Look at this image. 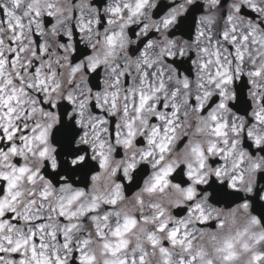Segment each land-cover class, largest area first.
Returning <instances> with one entry per match:
<instances>
[{"label": "clouds", "instance_id": "obj_1", "mask_svg": "<svg viewBox=\"0 0 264 264\" xmlns=\"http://www.w3.org/2000/svg\"><path fill=\"white\" fill-rule=\"evenodd\" d=\"M0 191V264H264V0H0Z\"/></svg>", "mask_w": 264, "mask_h": 264}, {"label": "snow or ice", "instance_id": "obj_2", "mask_svg": "<svg viewBox=\"0 0 264 264\" xmlns=\"http://www.w3.org/2000/svg\"><path fill=\"white\" fill-rule=\"evenodd\" d=\"M37 15H38V13H37ZM166 23H168V22L166 21ZM16 25H17V27L20 26V22H19V20L16 21ZM11 30H12V31H15L14 28H12ZM218 74H219V73H218ZM253 75H259V73H253ZM226 82H230V81H226ZM41 85H43V87L45 88V91L48 90V89H47V84H46V82H43V81H39V80H38L36 86H37V87H40ZM29 87H32V85H29ZM142 99H143L144 103H147V99H146V98H142ZM70 100H71V98H69V101H70ZM113 106H115V102H113ZM9 111L11 112V111H13V110L10 109ZM9 139H11V137H9ZM162 150H163V149H162ZM41 155L43 156L44 153H41ZM217 174L219 175V173H217ZM198 182H199V181H198ZM61 214L63 215V213H61ZM3 215H4V213H3V207L0 206V216H3ZM0 227H2V224H0ZM175 235H176V233H172V236H173V237H175ZM9 243H11V241H9ZM20 247H21V246L18 244L16 247L12 248L11 251H12L13 253H18L19 250H20ZM67 247H68V245L65 244V248H67ZM4 251H5V249L0 248V255H2ZM32 255H33L34 258H35L36 255H37V254H36V251H35V247H33ZM22 264H23V262H22ZM36 264H43V262L37 260V261H36ZM57 264H62V262L59 260V258H57ZM81 264H89V262H88V260H87L86 257H82V259H81Z\"/></svg>", "mask_w": 264, "mask_h": 264}, {"label": "flooded vegetation", "instance_id": "obj_3", "mask_svg": "<svg viewBox=\"0 0 264 264\" xmlns=\"http://www.w3.org/2000/svg\"><path fill=\"white\" fill-rule=\"evenodd\" d=\"M101 2H102V0H101ZM78 35H79V34L77 33V38H78ZM61 39H62V40H64V39H66V38H64V37H61ZM81 51H84V52H86V50H81ZM97 111H98V110H97ZM2 194H3V193H2V191H1V194H0V195H2ZM13 255H18V254H13Z\"/></svg>", "mask_w": 264, "mask_h": 264}]
</instances>
